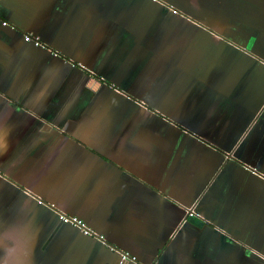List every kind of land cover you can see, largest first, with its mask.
<instances>
[{"label":"crops","instance_id":"0c3cea01","mask_svg":"<svg viewBox=\"0 0 264 264\" xmlns=\"http://www.w3.org/2000/svg\"><path fill=\"white\" fill-rule=\"evenodd\" d=\"M0 264H264V0H0Z\"/></svg>","mask_w":264,"mask_h":264},{"label":"built area","instance_id":"2783aa9c","mask_svg":"<svg viewBox=\"0 0 264 264\" xmlns=\"http://www.w3.org/2000/svg\"><path fill=\"white\" fill-rule=\"evenodd\" d=\"M3 24L4 25H9L10 23H9V21L4 20ZM24 37H25V41L31 42L37 47H44L45 46V44H43V42L37 36H34V35L30 34V33H27V34H25ZM60 219L63 222H65V223H71V224H73L75 226L80 227L81 229L84 230L85 233H88V234H91V235H96L92 229L87 227V225L85 224V222L83 220L79 219L76 216H71V215H68V214H65V213H60ZM123 254H124L123 255L124 258H128V254L127 253H123ZM131 259L135 260V258H131Z\"/></svg>","mask_w":264,"mask_h":264},{"label":"rangeland","instance_id":"374dc122","mask_svg":"<svg viewBox=\"0 0 264 264\" xmlns=\"http://www.w3.org/2000/svg\"><path fill=\"white\" fill-rule=\"evenodd\" d=\"M79 218V217H78ZM80 219V218H79ZM81 220H83V219H81ZM62 221V220H61ZM84 221V220H83ZM63 222V221H62ZM85 222V221H84ZM63 223H65V222H63ZM66 224H70V225H73V224H71V223H66ZM86 224V223H85ZM75 226V225H74ZM76 227H78V226H76ZM88 227V226H87ZM79 229H80V231H82V233L84 234V235H89V236H93V237H95L94 235H91V234H88V233H85L84 232V230L83 229H81L80 227H78Z\"/></svg>","mask_w":264,"mask_h":264},{"label":"water","instance_id":"95a60500","mask_svg":"<svg viewBox=\"0 0 264 264\" xmlns=\"http://www.w3.org/2000/svg\"><path fill=\"white\" fill-rule=\"evenodd\" d=\"M228 157H231L232 155H227Z\"/></svg>","mask_w":264,"mask_h":264}]
</instances>
